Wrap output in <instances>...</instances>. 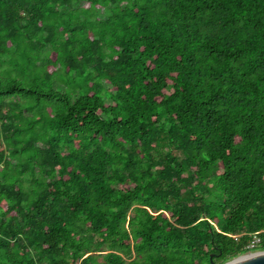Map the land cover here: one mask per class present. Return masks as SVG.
<instances>
[{
    "label": "trees",
    "instance_id": "obj_1",
    "mask_svg": "<svg viewBox=\"0 0 264 264\" xmlns=\"http://www.w3.org/2000/svg\"><path fill=\"white\" fill-rule=\"evenodd\" d=\"M255 232L264 0H0V264H223Z\"/></svg>",
    "mask_w": 264,
    "mask_h": 264
},
{
    "label": "water",
    "instance_id": "obj_2",
    "mask_svg": "<svg viewBox=\"0 0 264 264\" xmlns=\"http://www.w3.org/2000/svg\"><path fill=\"white\" fill-rule=\"evenodd\" d=\"M213 255H211V261L212 264H216L213 260ZM223 264H264V250L247 253Z\"/></svg>",
    "mask_w": 264,
    "mask_h": 264
},
{
    "label": "built area",
    "instance_id": "obj_3",
    "mask_svg": "<svg viewBox=\"0 0 264 264\" xmlns=\"http://www.w3.org/2000/svg\"><path fill=\"white\" fill-rule=\"evenodd\" d=\"M239 236H236L235 235V238L237 239ZM251 238H252V240H251V243H250V245H249V248L251 249V250H253V249H258V246L260 245V243H261V237H260V235H259V232H255V233H252L251 234Z\"/></svg>",
    "mask_w": 264,
    "mask_h": 264
},
{
    "label": "rangeland",
    "instance_id": "obj_4",
    "mask_svg": "<svg viewBox=\"0 0 264 264\" xmlns=\"http://www.w3.org/2000/svg\"><path fill=\"white\" fill-rule=\"evenodd\" d=\"M56 86L62 88V85H60V84H56ZM256 251H263V250L253 249V250H250V251L247 252V253H250V252H256ZM247 253H245V254H247ZM245 254H243V255H245ZM240 256H242V255H240ZM240 256H238V257H240ZM236 258H237V257H236ZM234 259H235V258H234ZM231 260H232V259H231ZM229 261H230V260H229Z\"/></svg>",
    "mask_w": 264,
    "mask_h": 264
}]
</instances>
